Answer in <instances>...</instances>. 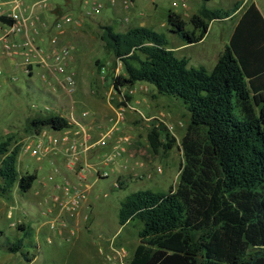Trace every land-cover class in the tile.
Instances as JSON below:
<instances>
[{
	"label": "trees",
	"instance_id": "16d2710c",
	"mask_svg": "<svg viewBox=\"0 0 264 264\" xmlns=\"http://www.w3.org/2000/svg\"><path fill=\"white\" fill-rule=\"evenodd\" d=\"M239 5L230 10L204 5L190 17L192 29L175 11L167 20L184 43H197L211 20L230 16ZM102 29L105 47L124 65L123 74L113 77L118 91L146 82L157 95L180 99L189 113L176 188L168 193L139 189L121 201L120 224L142 225L130 264H264V19L255 3L242 14L211 71L190 66L170 47L167 35L152 27ZM125 98L130 101L132 95L127 92ZM69 125L56 113L30 120L33 133ZM160 136L157 129L149 133L153 150L170 149L174 137L167 136L165 143ZM19 152L12 139L0 141L4 192L16 183L27 192L38 178L20 175ZM19 228L28 231L23 224ZM22 240L9 250L18 252Z\"/></svg>",
	"mask_w": 264,
	"mask_h": 264
},
{
	"label": "rangeland",
	"instance_id": "374dc122",
	"mask_svg": "<svg viewBox=\"0 0 264 264\" xmlns=\"http://www.w3.org/2000/svg\"><path fill=\"white\" fill-rule=\"evenodd\" d=\"M155 1L158 5L154 6L150 0L147 7L149 11L141 15L142 18H138L134 11L124 10V16L130 17L129 22L115 17L107 25H113L116 31L144 25L169 35L167 15L172 9L179 12L188 22L189 29L192 28V12L185 14L181 6L174 7L175 0ZM192 1L190 0V3ZM201 1L209 7H219L212 5L218 0ZM55 2L65 3L66 0H50L52 4ZM232 5L225 7L230 8ZM78 8H81L80 4ZM75 11L77 9L74 7H68L63 9L60 15L74 14ZM47 15L50 13L47 12ZM104 15L108 19L111 11L106 9ZM231 25L232 22L214 25L205 42L210 52H215V47L221 41L222 27L228 28ZM103 26L105 23L102 20L92 19L85 21L81 28H72L67 40L59 37L60 46L70 45L66 41L75 40L70 46L73 52L77 42L83 41L78 44V53L81 56L78 66L83 76L88 81L90 79V83L86 84L87 90L99 93L102 88L114 110V115L108 122L101 124L97 139H93L89 130V142L93 143L98 141L103 133L114 128L109 137L94 146L100 148L97 152L99 156L96 154L95 158L96 178L99 183L92 189V193L87 195L72 221L69 214L70 218L63 215L53 223L52 220L57 216L43 214L50 201L47 195L41 194L39 183H52L53 175L57 177L61 171L58 167L57 170L54 169L47 159H38L23 149L27 137L33 133L30 120L51 113L65 117L67 112L64 108L70 103L71 97L45 68L38 65L27 66L21 60L19 66H14L9 58H2L6 73L0 78V141L10 138L12 146L19 144L17 166L20 175L36 173L38 179L28 192L21 191L17 183L12 190L4 192L0 178V264H130L140 241L139 230L142 225L138 221L120 224L121 201L139 189L168 193L178 184L184 162L181 142L189 123V113L180 99L179 102L157 95L153 86L146 82L131 88L122 87L121 92L114 87L113 77L123 74L124 65L101 40ZM42 36L46 43L44 46L47 47L50 34ZM171 40L173 45L180 43L177 38ZM195 50L191 48L187 51L193 53ZM103 64L107 67L104 74L100 72ZM189 65L199 66L200 63L192 56ZM202 66L208 71L213 69L210 61ZM13 75L16 80L12 79ZM76 79L78 81L77 76ZM122 92L131 94L132 99L124 110V116L119 119L116 108L125 102ZM74 97L73 93L72 99ZM59 101L64 102V105ZM153 129L159 130L162 142L168 141L167 136L174 137L175 141L170 149L161 147L159 151L153 150L148 139ZM122 136H129L130 141H122ZM117 147L121 154L108 160L109 156L116 153ZM101 171H107L108 176L100 178L98 173ZM86 203L89 204L85 205ZM20 224L28 231L20 229ZM51 224H54L53 228ZM19 239H23L19 251L11 252L9 247Z\"/></svg>",
	"mask_w": 264,
	"mask_h": 264
},
{
	"label": "built area",
	"instance_id": "2783aa9c",
	"mask_svg": "<svg viewBox=\"0 0 264 264\" xmlns=\"http://www.w3.org/2000/svg\"><path fill=\"white\" fill-rule=\"evenodd\" d=\"M49 3L50 0H0V78L6 73L5 64L2 61L3 57L9 58L14 66H19V60H21L27 66L38 65L45 68L65 92L72 97L77 86V80L75 73L68 69L67 60L72 56L73 51L70 45H59V34L66 28H81L85 25L87 17L101 14L105 7V0H81L83 6L80 10L81 15L64 13L57 16L51 25L46 24L39 16V11L47 8ZM124 5L125 8L129 9L134 6V0H124ZM178 5L186 8L188 4L186 0H175L173 6ZM122 20L129 22L130 17L126 15ZM45 29L54 30L49 36L47 47L41 44ZM100 72L102 74L107 72V67L104 64L100 67ZM12 79L16 80V76L13 75ZM125 93L122 92L124 98ZM122 103L118 109L116 108L119 119L124 116V110L129 106V101L126 98L125 102ZM69 123V127L63 129L43 127L39 132L31 134L23 145L24 151L30 152L38 159L51 154H61L66 165L72 168L81 161L91 148L101 144L105 138L109 137L114 129H109L102 134L98 141L92 143L89 142L90 131L86 125L77 120L75 116H71ZM121 140L127 142L130 141V137L122 136ZM119 154L121 152L118 149L116 153L108 157V160H112ZM159 170L162 169L159 168ZM98 176L104 178L108 176V173L101 171ZM58 187L60 192L54 195L53 203L62 212L74 217L87 197V189L70 185ZM46 213L43 212V214ZM64 213L54 218L52 222L55 223V220L61 218ZM51 226L53 228L54 224Z\"/></svg>",
	"mask_w": 264,
	"mask_h": 264
},
{
	"label": "crops",
	"instance_id": "0c3cea01",
	"mask_svg": "<svg viewBox=\"0 0 264 264\" xmlns=\"http://www.w3.org/2000/svg\"><path fill=\"white\" fill-rule=\"evenodd\" d=\"M186 1L188 4L187 7L182 8L184 11L183 13L185 14H188L189 12H192L193 14L198 13L200 9L204 6V4L201 3L202 2L201 0H193V1L191 0L192 3H190V0H186ZM207 1L211 2L213 0H207ZM238 2H242V3L239 5L238 9L235 12H233L230 16L225 17L223 19L211 20L209 22V28H208L206 35L204 36L202 40H200L197 43H184L177 34L171 31V25L169 24L170 34L169 35L166 34V35L169 40L170 47L179 56L187 57L189 60V64L191 62L192 56H195V61H198L200 63L199 66H201L205 62L210 61L212 66L214 67L218 60L219 55L223 52L225 47L228 44H230L242 14L245 12V10L248 8V6L251 3H255L257 9L259 10V12L261 13L264 19V0H246V1L244 0H218L214 2V4L212 5H218L219 7H209L208 5L206 6L208 8H222L224 10H230ZM151 3L154 4V6L158 5V3L155 0H151ZM79 4L81 8H78ZM149 4H150V0H134V6L131 7V9L130 8L128 9V8H125L124 0H115V1L105 0V7L102 13L99 15L92 16L90 18L87 17L85 21L97 19V20H102L105 23V25H107L109 24L108 22L115 17H119V19H122L124 17V13H123L124 10L134 11L137 14L138 18H142L143 16L141 15H145V13L149 11L147 9ZM230 4H233L230 8L225 7V5H230ZM68 7L69 8L74 7L75 9H77V11H75L74 14L81 15L80 10H82L83 8V6L81 5V0H77V2H75V0L74 1L66 0L65 3H60V2H55L53 4L49 3L47 8L41 9L39 11L40 19L43 20L46 24L51 25V23L54 22V19L57 16H60V12L63 9H66ZM106 9L111 11V16L108 19L105 15L103 16V13ZM169 11H175V10L171 9ZM47 12H49L50 15H47ZM228 22H232V25L229 26L228 28L222 27L223 32L221 33V41L215 47L216 48L215 52L213 51L210 52L208 47L205 46V42L207 38L209 37L214 25L216 23H228ZM71 29L72 28H66L62 33L59 34V37L61 39H64V38L66 39L68 35L71 34L70 33L72 32ZM53 31H49V29H45L43 35L45 34L49 35ZM171 38L179 39L180 43L178 45H173V41L171 40ZM74 42L75 40L66 41V43L70 44V46ZM82 43L83 41H81V43L79 42H77V44L75 43L76 49L74 52H72V56L67 60L68 69L74 72L75 76L78 77L77 85L79 83V87L76 86V89L74 91V94H75L74 99H72L71 97L70 103L65 105L64 109L67 112V114H65V117L70 120L71 116H75L77 120H80L84 125L87 126V128L92 133L93 139L95 140L97 139L98 130L101 124H105L106 122H108L109 118H111V116L114 115V110H113V105L110 102V100L105 97L102 88L99 90L100 94L96 92L95 90H92V91L87 90L86 84L90 83V79L88 81V79H86L83 76L82 71L79 70V66H78L80 65L79 63H81L80 61L81 56L78 53V49H79L78 44H82ZM41 44L43 46L46 45V43H44L43 36H42ZM194 46H197V47H194ZM191 48L192 49L195 48L196 50L193 53L192 52L189 53L187 50ZM260 48L264 50V40L261 41ZM261 57L263 58L261 61L264 63L263 53H261L260 58ZM10 63L12 64V62ZM190 66H193V65H190ZM141 83L143 82L136 83L134 86H137L139 84L141 85ZM59 103H61L62 105L64 102L62 103L61 101H59ZM120 128H122V126ZM99 149L100 148L98 147L92 148L89 151V153L85 154L82 157L81 161L78 162L72 168H69L66 165L65 160L63 159V156L61 154H55V155L51 154V155H47L43 157V159L45 158L49 161L50 165L54 169L58 167L59 171H61V173L57 175V177L53 175L54 180L52 179L53 180L52 183H49L48 185L45 184L43 181H40L39 183V185H41V194H45V196L47 195L50 201L49 205L43 210V212L53 214L55 215V217L56 216L58 217L61 213H64L58 208L56 204L53 203V200L52 201L50 200V198L52 199L54 195L60 192L58 186H63V185L64 186L65 185L81 186L87 189V195L92 193V189L96 187V185L99 183V179L96 178V171H95V164H96L95 158H96V154L99 151ZM87 204L89 203H86L85 205ZM90 207L92 206L90 205ZM64 215L68 217V214H66V212L64 213ZM68 218H70V216ZM70 220L72 221L73 217H71ZM60 225L62 226L65 224H60Z\"/></svg>",
	"mask_w": 264,
	"mask_h": 264
}]
</instances>
